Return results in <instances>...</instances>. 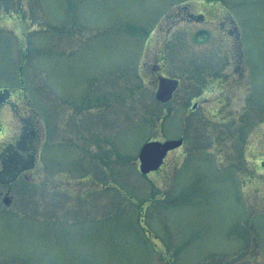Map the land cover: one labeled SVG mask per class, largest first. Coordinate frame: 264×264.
Instances as JSON below:
<instances>
[{
  "label": "rangeland",
  "instance_id": "374dc122",
  "mask_svg": "<svg viewBox=\"0 0 264 264\" xmlns=\"http://www.w3.org/2000/svg\"><path fill=\"white\" fill-rule=\"evenodd\" d=\"M0 90V264H264V0H0Z\"/></svg>",
  "mask_w": 264,
  "mask_h": 264
},
{
  "label": "water",
  "instance_id": "95a60500",
  "mask_svg": "<svg viewBox=\"0 0 264 264\" xmlns=\"http://www.w3.org/2000/svg\"><path fill=\"white\" fill-rule=\"evenodd\" d=\"M173 84V87H176V82H171ZM157 98L159 100H167L170 98L166 97L161 89L157 93ZM183 143V140H173V141H166L164 143L153 141L149 142L144 145L142 148L139 158L141 161V172L142 173H149L151 171L157 170L162 165L164 158L166 157L167 153L170 150H173L179 146H181Z\"/></svg>",
  "mask_w": 264,
  "mask_h": 264
},
{
  "label": "flooded vegetation",
  "instance_id": "af4514ba",
  "mask_svg": "<svg viewBox=\"0 0 264 264\" xmlns=\"http://www.w3.org/2000/svg\"><path fill=\"white\" fill-rule=\"evenodd\" d=\"M161 91L163 94H168L170 95V92L172 91V86L169 82L163 81L161 86ZM2 99V96L0 95V100ZM23 130L21 132L23 133ZM12 143H10L11 145ZM3 154L0 152V155ZM28 155H25L24 153L18 152L17 154V159L15 158L14 152L9 153L5 156H0V181L1 182H7L8 185H11L15 179L16 175V169L17 171L23 172L20 169L23 167L24 163L28 160ZM18 173V174H19Z\"/></svg>",
  "mask_w": 264,
  "mask_h": 264
}]
</instances>
